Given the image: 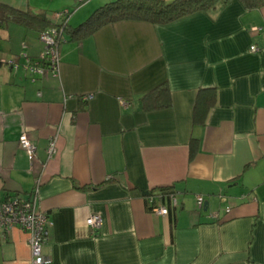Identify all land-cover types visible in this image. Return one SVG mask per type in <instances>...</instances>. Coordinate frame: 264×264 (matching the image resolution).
Wrapping results in <instances>:
<instances>
[{
	"label": "crops",
	"instance_id": "crops-1",
	"mask_svg": "<svg viewBox=\"0 0 264 264\" xmlns=\"http://www.w3.org/2000/svg\"><path fill=\"white\" fill-rule=\"evenodd\" d=\"M112 1L0 3L45 12L50 26L69 11L76 27ZM38 37L15 21L0 25V201L38 184L48 264H264V4L229 0L165 24L120 20L64 34L55 74L5 63L38 58ZM160 84L170 107L144 111L141 97ZM198 94L213 98L201 124ZM22 132L36 146L31 161ZM162 190L177 198L155 201L164 216L148 200ZM91 214L102 219L93 231ZM31 258L24 231H0V264Z\"/></svg>",
	"mask_w": 264,
	"mask_h": 264
},
{
	"label": "trees",
	"instance_id": "trees-1",
	"mask_svg": "<svg viewBox=\"0 0 264 264\" xmlns=\"http://www.w3.org/2000/svg\"><path fill=\"white\" fill-rule=\"evenodd\" d=\"M229 0H115L96 8L90 16L81 24L72 27L67 24L63 28V36L59 42L64 40V34L69 38H80L93 33L105 24L120 20L146 21L152 24H165L182 16L197 11H208L216 8ZM246 7H257L264 4V0H241ZM9 21H15L26 27L39 32L50 27L51 22L45 12H34L32 10H17L0 3V25ZM200 93V92H199ZM141 105L144 111L161 110L170 107L171 100L169 89L165 84L156 86L150 92L141 97ZM213 104V98H202L197 95L193 108V122L201 124L207 109ZM172 191L162 190L161 194L155 195L156 200L169 201Z\"/></svg>",
	"mask_w": 264,
	"mask_h": 264
},
{
	"label": "built area",
	"instance_id": "built-area-1",
	"mask_svg": "<svg viewBox=\"0 0 264 264\" xmlns=\"http://www.w3.org/2000/svg\"><path fill=\"white\" fill-rule=\"evenodd\" d=\"M77 2H85L87 0H76ZM70 16L69 11L55 12L54 24L45 30L39 32V40L43 45L42 53L38 58H30L25 53L21 54L17 59L6 61L5 63L14 70L22 68L30 72L32 75L44 73V69L48 68L55 74L58 68L57 45L59 39L63 36V28L67 24ZM250 50L255 52L258 48L254 45ZM22 60V62L19 61ZM3 62V61H1ZM0 62V63H1ZM86 98H90L87 96ZM121 104L125 105L124 101ZM18 145L25 152L28 159L31 161L36 156V146L29 139L25 132L18 136ZM56 151V138H49L46 145V158H51ZM38 184L34 186L27 196L11 195L0 201V231L7 232L10 229L17 227L27 234V245L31 251V264H48L49 257L42 253V245L47 237V230L50 226L48 215L39 208L38 204ZM156 198L149 194L148 200L152 201ZM171 204L176 206L177 198L174 194L169 195ZM204 204V199L201 195H196V206L201 209ZM151 211L157 215L164 216L168 209L163 204L152 205ZM216 217V213L212 214ZM85 224L92 231L98 229L102 224V219L99 214H91L85 219Z\"/></svg>",
	"mask_w": 264,
	"mask_h": 264
},
{
	"label": "water",
	"instance_id": "water-1",
	"mask_svg": "<svg viewBox=\"0 0 264 264\" xmlns=\"http://www.w3.org/2000/svg\"><path fill=\"white\" fill-rule=\"evenodd\" d=\"M206 203L204 202L203 207H205Z\"/></svg>",
	"mask_w": 264,
	"mask_h": 264
},
{
	"label": "rangeland",
	"instance_id": "rangeland-1",
	"mask_svg": "<svg viewBox=\"0 0 264 264\" xmlns=\"http://www.w3.org/2000/svg\"><path fill=\"white\" fill-rule=\"evenodd\" d=\"M77 3H79V2H77ZM81 4L83 3V2H80Z\"/></svg>",
	"mask_w": 264,
	"mask_h": 264
}]
</instances>
